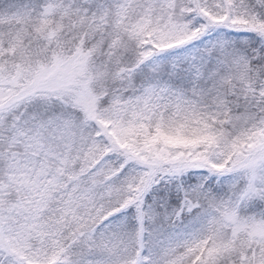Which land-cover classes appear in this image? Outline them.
Instances as JSON below:
<instances>
[{
    "label": "snow or ice",
    "instance_id": "obj_1",
    "mask_svg": "<svg viewBox=\"0 0 264 264\" xmlns=\"http://www.w3.org/2000/svg\"><path fill=\"white\" fill-rule=\"evenodd\" d=\"M0 264H264V0H0Z\"/></svg>",
    "mask_w": 264,
    "mask_h": 264
}]
</instances>
